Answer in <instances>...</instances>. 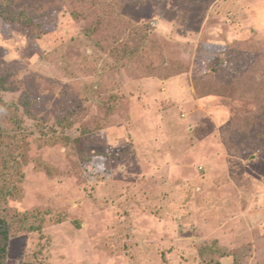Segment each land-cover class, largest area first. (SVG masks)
Returning <instances> with one entry per match:
<instances>
[{
    "label": "rangeland",
    "instance_id": "374dc122",
    "mask_svg": "<svg viewBox=\"0 0 264 264\" xmlns=\"http://www.w3.org/2000/svg\"><path fill=\"white\" fill-rule=\"evenodd\" d=\"M4 7L0 264H264V0Z\"/></svg>",
    "mask_w": 264,
    "mask_h": 264
},
{
    "label": "trees",
    "instance_id": "16d2710c",
    "mask_svg": "<svg viewBox=\"0 0 264 264\" xmlns=\"http://www.w3.org/2000/svg\"><path fill=\"white\" fill-rule=\"evenodd\" d=\"M7 1L3 0V3H0V13L2 14V17L6 21H9V22H16L17 20L24 21V22L26 21L24 25H27L28 27H32V28L33 27L37 28L38 27L37 19L40 18L41 20L43 17H45V13L43 12L40 13L42 15L40 14L37 15V18L34 16H30L25 12L14 13L13 10H9V9L7 10V8L9 7H4V6L5 5L8 6L11 2L13 3V1H16V0H10L11 2L10 1L7 2ZM3 4L4 6H1ZM70 14L73 15V13H70ZM20 18H22L23 20ZM95 32H96V27L90 26L89 29H85L86 34L93 35ZM240 57L238 58L239 60L242 59ZM9 74L7 75L9 76ZM6 76H2V75L0 76V87H4ZM1 158L4 160L3 162H7V160H9L5 156H2ZM12 160H14V158ZM9 163H15V161H10ZM9 183L10 182H8L6 178L0 181V262H1V258H3L5 255L6 242L13 232L21 230V228H24L29 231L40 230L45 225L51 223L50 220L53 222L54 220H57L54 217H48V218L45 217V215L47 216L46 210L41 211L40 209H38L35 211V213L33 214L35 216L34 218H36V222H35L33 219H30L28 215H25V213L21 214V217H20L18 212H14V211L12 212L10 209H8L7 201L10 197L14 196V192L17 190L16 186L12 187L13 186L12 184L10 187ZM14 217H20L19 219L24 221V224H21V226L14 224L15 223ZM25 220L30 222V223L27 222V227H25ZM206 264H220V263L218 261L210 259Z\"/></svg>",
    "mask_w": 264,
    "mask_h": 264
}]
</instances>
